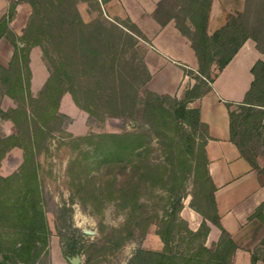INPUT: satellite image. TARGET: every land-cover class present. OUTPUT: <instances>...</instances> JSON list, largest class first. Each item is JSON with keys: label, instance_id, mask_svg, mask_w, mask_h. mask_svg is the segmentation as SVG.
<instances>
[{"label": "trees", "instance_id": "16d2710c", "mask_svg": "<svg viewBox=\"0 0 264 264\" xmlns=\"http://www.w3.org/2000/svg\"><path fill=\"white\" fill-rule=\"evenodd\" d=\"M110 1L18 0L0 19V39L6 38L13 47L9 65H0V104L8 98L16 105L7 111L0 107V117L16 128V133L0 134V166L12 149L23 151L19 169L8 177L0 175V264H49L52 230L38 156L63 129L67 116L60 112V104L65 94L91 117L121 118L133 126L120 134L77 139L89 147L79 148L75 160L79 172L73 180L71 204L54 211L63 256L88 253L89 259L94 257L95 245L88 248L83 243L85 234L72 229V204L77 197L84 208L91 204L93 214H101L109 202L124 216L119 228L104 235L98 253L142 242L154 225L161 248L140 247L127 264H232L236 245L221 225L217 188L208 169V127L190 103L211 90L246 41H254L264 53V0H246L245 9L231 15L213 34L208 33L213 0L158 4L154 19L160 27L173 22L198 61L196 71L185 70L195 84L180 98L146 89L151 74L143 60L136 62L135 54L140 33L133 24L126 31L103 17L102 6ZM23 3L32 11L17 36L10 23L16 6ZM80 3L97 13L93 22H84ZM36 47L43 51L49 77L34 95L30 54ZM251 73L253 81L244 101L230 110L231 141L264 181V166L259 163V157H264V61H257ZM154 140L164 156L158 165L150 159ZM190 178L195 188L189 194L190 208L201 217L196 230L181 215ZM146 195L155 198L153 204ZM252 218L264 224V202ZM210 225L221 231L212 245L207 244ZM259 263H264V239L252 253L251 264Z\"/></svg>", "mask_w": 264, "mask_h": 264}, {"label": "crops", "instance_id": "0c3cea01", "mask_svg": "<svg viewBox=\"0 0 264 264\" xmlns=\"http://www.w3.org/2000/svg\"><path fill=\"white\" fill-rule=\"evenodd\" d=\"M121 1L131 19L138 23L143 13L150 15L151 18L161 0ZM140 2L144 3L143 7L139 6ZM220 2L221 0L212 2L210 25L215 15L218 17L217 23L220 24L219 18L223 13L219 6ZM7 10V2L0 0V19L7 14ZM143 29L147 35L145 63L151 74L147 89L159 95L180 98L188 87L195 84V81L186 75L185 70L196 71L198 68V61L190 42L180 34L173 22L160 27L154 16ZM12 56V45L6 38H1L0 65L7 67ZM253 56L255 58L246 64ZM262 56L264 53L257 50L254 41H246L210 85L211 90L190 103L191 108L200 110L201 121L208 127L209 139L206 145L208 169L217 188L215 202L221 225L231 235L236 245L232 264H251L254 249L264 239V224L259 219L252 218L257 208L264 202V181L241 156L239 149L231 141L230 131V110L236 109V105L244 101L253 81L251 69L257 61H263L260 58ZM226 74L228 85L221 88L218 86V78ZM228 104L232 107L229 108ZM200 223L201 219L194 228H191L196 230ZM210 228L208 245L218 242L221 235L217 227L210 225ZM215 229L218 230L216 235Z\"/></svg>", "mask_w": 264, "mask_h": 264}, {"label": "rangeland", "instance_id": "374dc122", "mask_svg": "<svg viewBox=\"0 0 264 264\" xmlns=\"http://www.w3.org/2000/svg\"><path fill=\"white\" fill-rule=\"evenodd\" d=\"M5 1L8 4V12L10 3L18 0ZM245 1L246 0H221L219 6L220 9L223 10V13L221 18H219V20H221L220 24L217 23L218 17L215 15L212 25H210L209 20L208 33L213 34L227 22L231 15H236L237 13L242 12L245 9ZM138 4L140 7H143L144 5L142 2ZM78 10L86 23L93 22L97 16V13L91 11L92 9L86 3L78 4ZM31 11V7L26 3L16 6L15 16L13 21L10 23V29L17 36L22 35V30L27 23ZM102 14L109 22L123 27L126 31H129L125 28L126 26L131 27L132 24L136 26L137 31H139L138 33H140V37H137L138 45L135 49L136 62L139 63L143 60L145 63V43H147V35L143 28L146 24L149 25V21L153 15L150 18V15L143 13L139 22H134L121 0H112L103 5ZM256 54L258 55V53ZM30 58V68L32 71L31 90L33 94L36 95L47 81L49 71L47 61L45 60L43 51L40 47H36L31 50ZM254 58V56L249 58L246 64ZM260 58L264 61V56ZM189 76L195 81L193 76ZM227 85V74L218 78L219 87L224 88L227 87ZM0 107L4 111H7L9 108H15L16 105L10 99H3ZM60 112L67 116V119H65L63 123V129L61 132L55 133L53 137L47 141V146L38 156L40 164L39 175L45 197V209L47 211L49 226L52 230L49 248V264H70L67 260L68 257L63 256L61 250L62 242L55 227L56 218L54 211L64 203L71 204V196L75 191L73 187V180L79 172V165L75 162V160L79 157V148L89 147L87 142H78L77 139L89 135L105 133L120 134L124 131H131L133 126L121 118L106 117L103 121H101L99 117H91L86 111L75 105L70 94H65L63 96L60 104ZM13 133H16L15 126L11 122L5 121L0 117V134L10 135ZM150 159L156 165L164 162V156L157 140L152 142ZM22 162L23 151L19 148L12 149L9 153H7L1 163L0 175L2 177L11 176L19 169ZM259 163L261 166H264V157H259ZM194 191L195 188H193V178H190L187 184L188 196L183 199L184 209L181 215L188 221L189 226L192 228H194L201 219L200 215L196 214V212L190 208L192 196L189 194H192ZM146 196V201L148 200L147 202L153 204L155 198L152 197V195ZM104 206L105 207L101 214H93L91 204H88L87 208H84L85 206L83 207L77 197L72 204V208L74 210L72 229H76L85 234V236H83V243L86 244L88 248L95 245L91 251L92 254H94L93 258L89 259L88 253H84L83 255L78 254L81 258L80 264H127L128 260L140 247L151 250H158L161 248V242L155 234V226L153 225L149 228L147 236L142 242H129L121 250L114 251L113 253L111 251H102L101 253L96 252V249H100L104 243V235L109 234L112 228H119L124 221V216L116 210L113 203L108 202L105 203ZM214 232V235H216L218 230L215 229Z\"/></svg>", "mask_w": 264, "mask_h": 264}, {"label": "water", "instance_id": "95a60500", "mask_svg": "<svg viewBox=\"0 0 264 264\" xmlns=\"http://www.w3.org/2000/svg\"><path fill=\"white\" fill-rule=\"evenodd\" d=\"M67 260L70 264H80L81 263V258L79 257L78 254H76L73 258L68 257Z\"/></svg>", "mask_w": 264, "mask_h": 264}]
</instances>
